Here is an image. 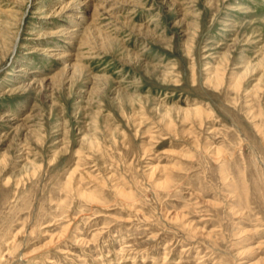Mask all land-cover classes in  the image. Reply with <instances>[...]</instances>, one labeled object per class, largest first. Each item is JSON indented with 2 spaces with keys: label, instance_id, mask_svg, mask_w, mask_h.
I'll list each match as a JSON object with an SVG mask.
<instances>
[{
  "label": "rangeland",
  "instance_id": "rangeland-1",
  "mask_svg": "<svg viewBox=\"0 0 264 264\" xmlns=\"http://www.w3.org/2000/svg\"><path fill=\"white\" fill-rule=\"evenodd\" d=\"M0 264H264V0H0Z\"/></svg>",
  "mask_w": 264,
  "mask_h": 264
},
{
  "label": "bare ground",
  "instance_id": "bare-ground-1",
  "mask_svg": "<svg viewBox=\"0 0 264 264\" xmlns=\"http://www.w3.org/2000/svg\"><path fill=\"white\" fill-rule=\"evenodd\" d=\"M74 9H75V8H70L69 11H70V12H71V11H74ZM73 14H74V13H73ZM76 25H77V24H76ZM79 28H80V27H79ZM77 29H78V28H77ZM64 30H65V29H64ZM64 30H63V31H64ZM67 30H68V29H67ZM72 30H73V29H72ZM68 31H69V30H68ZM69 32H70V31H69ZM53 33H54V32H53ZM77 33H78V32H77ZM66 34H68V33H66ZM74 34H75V33H74ZM69 35H70V34H69ZM71 35H73V34L71 33ZM75 35H76V34H75ZM79 35H80V34H79ZM73 36H74V35H73ZM74 37L76 38V36H74ZM68 38H69V37H68ZM72 39H73V37H72Z\"/></svg>",
  "mask_w": 264,
  "mask_h": 264
}]
</instances>
